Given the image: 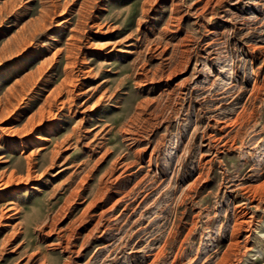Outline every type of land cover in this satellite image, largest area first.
<instances>
[{
    "label": "rangeland",
    "instance_id": "1",
    "mask_svg": "<svg viewBox=\"0 0 264 264\" xmlns=\"http://www.w3.org/2000/svg\"><path fill=\"white\" fill-rule=\"evenodd\" d=\"M0 264H264V0H0Z\"/></svg>",
    "mask_w": 264,
    "mask_h": 264
},
{
    "label": "bare ground",
    "instance_id": "2",
    "mask_svg": "<svg viewBox=\"0 0 264 264\" xmlns=\"http://www.w3.org/2000/svg\"><path fill=\"white\" fill-rule=\"evenodd\" d=\"M42 143V142H41ZM28 167V166H27Z\"/></svg>",
    "mask_w": 264,
    "mask_h": 264
}]
</instances>
